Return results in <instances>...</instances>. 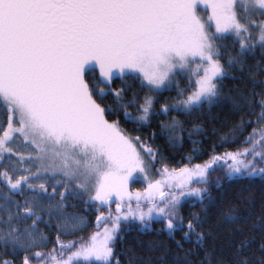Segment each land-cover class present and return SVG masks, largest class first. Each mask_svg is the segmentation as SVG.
I'll use <instances>...</instances> for the list:
<instances>
[{"label": "snow or ice", "instance_id": "obj_1", "mask_svg": "<svg viewBox=\"0 0 264 264\" xmlns=\"http://www.w3.org/2000/svg\"><path fill=\"white\" fill-rule=\"evenodd\" d=\"M229 37L238 51L229 49ZM237 70H247V81L226 95L223 82L235 79ZM179 74L188 75L194 87L181 89L180 99L162 104L159 113L154 96L146 94L140 102L133 91L125 100L126 88L112 86L114 79L127 84L131 76L158 93ZM109 96L113 102L105 103ZM224 99L236 111L259 107L262 127L247 138L251 147L178 170L164 165L155 181L148 172L159 151L108 118L122 111L127 121L146 124L153 115L176 111L191 116ZM0 107L6 113L0 162L8 161L0 163V248L22 254L20 264H113L121 222L139 221L150 228L157 218L171 238L178 229L183 232L173 264H264V194L258 214L253 193L240 197L247 219L237 204L221 213L233 234L244 232L246 225L257 232L258 248L251 246L254 237L245 235L226 258L206 243L213 226L204 230L214 166L226 164L229 179L264 178L259 166L264 164V0H0ZM159 126L169 144L183 139L177 117ZM198 133L199 125H193L189 136ZM248 156L252 159L241 158ZM140 178L147 188L130 192L129 183ZM182 198L199 200L205 215L191 213L185 225L178 210ZM76 199L86 205L98 202L109 211L96 217L102 231L64 243L61 235H75L87 226L83 216L68 211L69 201ZM40 224L55 228L58 248L37 250L50 243ZM184 241L195 247L184 251ZM201 246L205 256L193 262L190 257ZM167 254L159 258L162 264ZM0 264L15 261L0 255ZM128 264L141 261L133 255Z\"/></svg>", "mask_w": 264, "mask_h": 264}, {"label": "trees", "instance_id": "obj_2", "mask_svg": "<svg viewBox=\"0 0 264 264\" xmlns=\"http://www.w3.org/2000/svg\"><path fill=\"white\" fill-rule=\"evenodd\" d=\"M234 37H229L226 41L228 47L233 52L238 51V44L234 45ZM259 57H249L248 63L252 64L255 59ZM235 79L227 78L224 83L223 91L225 94H229L230 90H234L236 87H243L247 81V70L239 71L235 73ZM127 84L122 83L120 78H116L112 82L114 89L125 87V100L132 97L133 91L137 94V99L140 102L143 101V97L148 94L155 97L154 109L159 113L160 107L164 103H174L180 99L179 91L184 89L187 91L193 87L190 85L189 78L185 75L179 74L176 78V82L170 88L162 90L158 93H150L147 88L142 87L140 80L132 79L131 76L125 78ZM257 91H260L258 88ZM259 100V97L256 98ZM113 97L109 96L105 103H112ZM253 111L256 114H252ZM259 107L253 106V108H245L243 111H236L233 108L232 103L228 99L221 100L220 102L209 107L204 105L203 109L195 112L193 115L188 116L180 112H170L160 115H153L150 117V121L146 124H133L125 119L122 111L118 115H109L110 121L119 120L120 126L129 134L133 136H140L142 141H145L154 150H158L160 155L158 162L152 167L155 178L160 179L161 175L159 170L166 165L169 170L180 169L184 166L192 167L196 164H204L210 161L213 156H224L225 153H235L242 151L244 148L251 147L247 143V138L250 134H253V130H260L262 125L258 122ZM172 117H177L183 122V132L181 133L183 139L177 141L175 146L169 144L164 134L161 133L160 122H168ZM246 123H241V120ZM193 125H199V133L189 136V132L192 130ZM6 127V113L2 107H0V129ZM233 129H236V133L233 134ZM155 133V136H153ZM259 138V137H257ZM193 141L197 143L193 144ZM196 149L195 151L193 149ZM260 149L258 148L257 151ZM242 159L251 160V156L241 157ZM231 161H228L230 163ZM4 165L8 164V161L3 162ZM260 167H264V164H260ZM227 165L221 162L220 166H214V170L210 175V183L208 188L211 192L213 200L209 203L205 200L204 203L209 204L208 214L206 217V224L204 230H207V226L210 224L213 226V235H209L206 238L207 245H214L217 254H222L226 258L230 255V249L235 247V244L245 235L253 236L251 246L255 249L258 248L261 243V237L257 232H249L248 226H245L244 232L236 231L233 234V229L223 223L221 213L227 211L228 208L237 204L241 207V215L247 219L248 211L244 209L240 200L241 196H247L249 193H253L256 197L254 202V208L257 210L260 207V199L264 194V178L261 176H248V175H236L232 179L227 176ZM217 179H219V187L216 186ZM141 179H137L129 183V191L135 193L137 191L143 192V186L140 183ZM63 191V189H60ZM51 191V189H49ZM20 199L21 197H17ZM87 200V197H84ZM69 212H74L84 217L86 227L83 231L77 232L75 235H61V242L67 243L68 241H82L87 240L94 232L101 231L102 227H98L96 223V217L103 212L108 214L109 208L104 205L101 206L98 202H92L88 205L81 200L69 201ZM135 207V206H133ZM147 209V206H145ZM179 214L184 217V223L186 225L187 220L190 218L191 213H200L204 216L202 211V205L199 200L194 198H182L179 205ZM112 214H116V201H111ZM40 228L44 229L45 234L48 236L50 243L45 249H37L41 251H50L53 248H58L59 245L56 242V230L55 228L48 227L45 224H40ZM122 231L118 234V239L114 245V258L113 264L119 261L120 264H128V261L133 255L140 259L141 264L148 262V264H162L159 259L165 251L167 256L164 257V261L167 264H173V260L177 253L178 247L176 240H183V232L179 229L175 233V239L171 238L166 229H164L162 222L159 218L150 222V228H144L139 221H122ZM213 236L215 239H213ZM194 241V238H193ZM195 247L193 242L184 241V251L192 250ZM183 253H181L182 255ZM0 255H3L5 259H12L15 264H20L22 254L17 253L13 255L11 252L7 254L0 248ZM205 256V247H199L195 254L190 257L193 262H197L203 259Z\"/></svg>", "mask_w": 264, "mask_h": 264}, {"label": "rangeland", "instance_id": "obj_3", "mask_svg": "<svg viewBox=\"0 0 264 264\" xmlns=\"http://www.w3.org/2000/svg\"><path fill=\"white\" fill-rule=\"evenodd\" d=\"M201 14L202 15H204V13L203 12H201ZM196 63H199V61H196ZM193 67H195V64L193 65ZM181 75H185V74H181ZM185 76H187L188 78H189V76L188 75H185ZM193 79H194V77H192ZM174 85V82L168 87V88H170V87H172ZM193 87H194V85H193ZM167 89V88H166ZM163 90H165V89H163ZM162 91V90H161ZM148 177H149V179L151 180V181H155V180H159L158 178H155V175L153 174V171H152V168L149 170V172H148ZM141 180H140V183H141V185L143 186V191H144V189L145 188H147V183L143 180V178H140ZM161 179V178H160ZM139 180V179H138ZM174 190V189H173ZM164 191L165 192H167V191H169V189L167 188V187H165L164 188ZM112 199H114L115 201H116V197H115V195H113V197H112ZM133 206H135V207H133ZM141 206L145 209V211L147 210L146 208H145V206H147L148 207V204H147V202L146 201H142L141 202ZM132 207H133V209H135L136 208V202H135V200H133V202H132ZM84 223H85V220H84ZM87 223V222H86ZM85 223V224H86ZM98 227H100V226H98ZM101 231H102V229H101Z\"/></svg>", "mask_w": 264, "mask_h": 264}]
</instances>
